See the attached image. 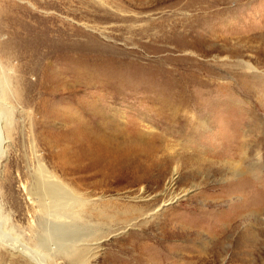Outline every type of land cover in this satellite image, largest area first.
<instances>
[{
    "label": "rangeland",
    "instance_id": "obj_1",
    "mask_svg": "<svg viewBox=\"0 0 264 264\" xmlns=\"http://www.w3.org/2000/svg\"><path fill=\"white\" fill-rule=\"evenodd\" d=\"M0 121V264H71L44 220L100 239L77 264H264V0H0Z\"/></svg>",
    "mask_w": 264,
    "mask_h": 264
},
{
    "label": "bare ground",
    "instance_id": "obj_2",
    "mask_svg": "<svg viewBox=\"0 0 264 264\" xmlns=\"http://www.w3.org/2000/svg\"><path fill=\"white\" fill-rule=\"evenodd\" d=\"M2 84L4 85V82H2ZM202 118L203 117H201L199 119L202 121H199L197 119H195L194 121L197 120L196 122H197L198 126L202 125V127H205L207 121L204 118L203 119ZM5 126H6V122H3V125H1V121H0V137L2 135L1 131H2L3 127H5ZM245 144L246 143L243 142L241 149H239V151L241 152L240 153L241 154L240 159L244 155L247 159H249V157L247 156V152L244 149ZM255 146H257V147H255L256 149H254L255 155H257V157H259V149H260L259 141H256ZM257 161H258V158H257ZM255 167H257V166H255V163H254V165H253V163L252 164L248 163L246 166L248 171L249 170L253 171V169ZM239 168H240V164L234 165V167L231 171L236 172ZM41 170L42 169H40V171ZM173 183H174V180L172 178L168 181L167 186H166V190L172 189V187L174 185ZM32 188H33L34 196L37 198L38 202L40 204H42V206L44 207L43 211H45L44 213H46V215L48 217L56 219V218H63L65 216L68 217V213L73 214L72 212H69V210H70L69 203L71 200H73V198L71 199V197L68 195L66 190H64V188H62V186H60L59 183L51 180V178L49 176H47L45 173H43V171L40 172V174L36 176L34 186ZM172 200L173 199H171V201ZM75 201H74V203H75ZM166 204L167 203L163 204V206H165ZM61 211L64 213H60ZM155 212H158V211H155ZM65 214H67V215H65ZM39 227L41 229V233H40V237H39V238H41L40 239L41 242L39 243L40 246L42 248H44V250H46V251L51 250L52 252L53 251L57 252L60 256H63L67 260H69V263H71V264H77L79 262H82L84 256H87L91 253L94 256L96 254V252L99 251V248H100L99 247V240L100 239H98V240H96V238L92 239V240L87 239L88 241H91V242H89V244H93L90 246L89 245L84 246L83 242L86 241L84 239H82L83 240L82 244H79V245L76 244V243H79V241H81V237L83 238L84 236L86 237L87 235L88 236H94L95 233L89 232V233H85L82 235L78 234V232L72 233L71 231H68L65 229L66 226L63 223H54V222H51L48 220H44V221L40 222ZM233 229H234V227H233ZM233 229H231V230H233ZM9 239H10V237H9ZM238 239L239 240L236 244L237 252L235 254V260L238 262V264H246L245 258H243L244 256L241 253H239V249H240V247H243L246 244H249V243H247V242H249V235L242 234L241 236H239ZM225 240H227V239H225ZM1 243L2 242H0V245L3 246L4 244L3 243L1 244ZM11 244L14 246H11ZM11 244L10 245L8 244L9 246L7 245L9 250L11 252L19 251L18 253H20L22 256L27 258V260L30 261L31 264H46V262L35 261L33 259V257L31 255H29L28 251L22 252V251L18 250L17 247H15L14 243H11ZM218 244H219V240L217 239V237H215V236L212 237L211 242H210V247H208V253L211 255L212 259L210 258V261L213 263H216L217 257L221 256L218 252ZM85 245H86V243H85ZM80 246H84V247H80ZM23 247H24V245H23ZM26 250H28V249L26 248Z\"/></svg>",
    "mask_w": 264,
    "mask_h": 264
}]
</instances>
